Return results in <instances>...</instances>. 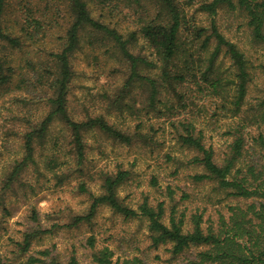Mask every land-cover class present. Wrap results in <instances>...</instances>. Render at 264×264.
I'll return each mask as SVG.
<instances>
[{
	"label": "rangeland",
	"instance_id": "1",
	"mask_svg": "<svg viewBox=\"0 0 264 264\" xmlns=\"http://www.w3.org/2000/svg\"><path fill=\"white\" fill-rule=\"evenodd\" d=\"M177 1L194 23L207 27L215 20L219 31L245 52L253 76L247 106L254 107L264 85L259 67L264 63V45L252 40L245 13L225 3L210 15L199 11L198 6L211 0ZM129 2L123 0L111 21L107 20L124 36L138 29L139 21L151 18L158 9L148 5V10L145 5L148 11L144 13ZM92 14L99 16L94 9ZM2 19L12 35L21 37V44L14 48L0 42L3 73L8 75L7 80L0 79V264H38L27 262V258H42L38 253L42 249H49L50 255L63 264H68L71 255L78 264H94L86 242L90 235L95 237L96 249L105 245L112 249L114 260L138 256L146 264H179L195 252L191 249L172 257L170 245L152 247L145 220L123 218L104 204L97 207L91 220L74 223L75 216L87 213L91 195L103 191V179L120 170L127 176L117 188L119 201L135 209L145 199L153 206L161 202L167 225L172 210L177 217L184 215L186 229H190L193 214L202 215L203 227L216 226L220 214L228 215V205L244 206L246 201L226 197L214 182L192 178L204 171L191 161L199 153L180 144V126L176 130L171 124L190 122L202 130L204 145L212 147L215 160L220 162L238 119L224 116L219 99L207 92V83L202 80L199 91L195 80L188 76L183 88L178 87L185 94L182 100L161 92L151 107L148 84L137 78L126 87L128 61L110 41L88 29L80 31L78 48L70 57L67 110L77 120L103 116L129 134L132 141L124 144L98 129L88 131L84 134L83 165L81 170L72 171L75 164L70 167L69 134L64 124L55 120L42 138L34 140L32 160L18 169L26 155L25 134L36 129L51 110L52 83L57 77L51 53L63 45L72 17L64 0H6ZM130 50L157 62L140 37ZM228 64L223 58V67ZM138 70L141 75H158L157 68L141 65ZM248 131L253 136L259 129L252 124ZM250 151L255 159L258 148L252 145ZM33 228L47 232L36 237L21 255L17 243L24 232Z\"/></svg>",
	"mask_w": 264,
	"mask_h": 264
},
{
	"label": "trees",
	"instance_id": "2",
	"mask_svg": "<svg viewBox=\"0 0 264 264\" xmlns=\"http://www.w3.org/2000/svg\"><path fill=\"white\" fill-rule=\"evenodd\" d=\"M5 2L6 0H0V42H7L16 48L21 44V37L12 35L3 25ZM121 2L123 0H64L72 21L60 50L51 53L57 66V77L52 83L53 95L50 97L51 110L36 129L25 134L26 155L18 164V169L25 166L27 160H32L34 140L42 138L55 120L61 121L67 128L72 154L70 167L75 164L72 171L81 170L85 155L84 134L88 131L98 129L120 143H131L132 137L129 134L109 124L103 116L77 120L67 110V92L72 75L70 57L78 48L80 31L88 29L92 33L101 34L130 65L126 87L137 78L148 84L151 107L155 106L161 92L172 93L182 100L185 94L179 88L184 86L190 76L195 80L199 91H202L201 81L207 83V92L219 99V109L224 116L238 119L232 130L228 151L220 162L215 160L212 147L204 145L202 130L196 129L190 122L171 124H174L176 130L180 126L177 133L180 144L199 153L191 161L200 165L204 171L194 174L192 178L195 181L214 182L226 197L246 203L244 206L228 205V215L224 217L220 214L216 226L203 227L202 215L193 214L190 217V229H186L184 215L177 217L173 210L167 225L163 222L164 207L161 202L153 206L145 199L135 209L119 201L117 188L127 176L126 171L120 170L114 176L103 179V191L98 195H91L87 213L75 216L74 223L91 220L97 207L104 204L123 218L145 220L152 247L170 245L172 257L195 250L179 264H264V129H261L264 124V85L260 88L255 106L248 107L246 96L253 81L250 60L235 42L219 31L215 20H211L207 27L194 23L177 0H148L145 3L143 0H131L128 4H136L144 13L149 10L148 5L158 9L151 18L140 20L138 29L124 36L107 21H111L118 12ZM225 3L230 8L237 7L245 13L252 40L264 45V0H236V3L232 0H211L200 3L198 10L214 15L217 8ZM90 6L98 12V17L92 14ZM34 23L39 24L38 21ZM138 37L143 39L156 56V63L131 52V46ZM223 58L229 61L225 67ZM141 65L157 68L156 78L141 75L138 70ZM259 67L264 75V63H260ZM3 69L0 58V79L4 78L5 81L8 75L3 73ZM252 124H256L259 129L253 136L247 132V127ZM252 145L258 148L254 154H257L255 159L251 156ZM53 163L57 164L56 161ZM80 188L85 190L83 185ZM46 232V229L39 228L24 232L21 241L17 243L19 253L25 254L33 240ZM86 242L94 264H146L138 256L114 260V253L108 246L96 249L93 235L88 236ZM38 253L43 257L28 256L27 262L63 264L56 256L50 255L49 249L39 250ZM68 264H78L74 255H71Z\"/></svg>",
	"mask_w": 264,
	"mask_h": 264
}]
</instances>
